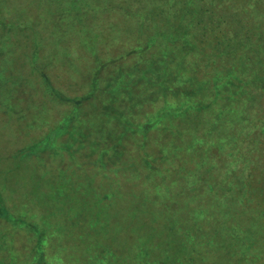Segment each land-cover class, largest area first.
I'll list each match as a JSON object with an SVG mask.
<instances>
[{
    "label": "rangeland",
    "instance_id": "374dc122",
    "mask_svg": "<svg viewBox=\"0 0 264 264\" xmlns=\"http://www.w3.org/2000/svg\"><path fill=\"white\" fill-rule=\"evenodd\" d=\"M105 1L0 0V264H264V202L241 204L264 187L263 173L245 184L246 161L264 171L258 84L256 97L222 93L229 73L215 88L198 52L173 47L184 30L167 16L153 47L151 0ZM146 18L148 46L145 36L132 44ZM236 32L248 45L231 46L226 67L263 82L264 33ZM97 79L112 87L107 99L93 95ZM92 242L100 252L77 245Z\"/></svg>",
    "mask_w": 264,
    "mask_h": 264
},
{
    "label": "trees",
    "instance_id": "16d2710c",
    "mask_svg": "<svg viewBox=\"0 0 264 264\" xmlns=\"http://www.w3.org/2000/svg\"><path fill=\"white\" fill-rule=\"evenodd\" d=\"M110 2L115 3L117 5L122 4L118 0H106L104 3L105 7L108 4H110ZM139 2L140 0H129V4L132 6L138 5ZM246 3L250 6L248 10H246L247 9L245 5ZM151 5L154 9L152 12L154 13L153 14L154 23L152 27L155 28L157 31L156 34L154 35L153 40H155L156 43H153V47L155 44L157 45V42L160 43V40H159L160 32H163V30L161 29L164 26V22H160L159 20L163 16H167L169 18L167 22L169 29L174 28L176 30L178 26L180 25L182 26L184 30V32L181 33V35L172 33L173 34L172 39L174 38L182 39L181 44L174 45L173 47L180 46L179 49H182V53L185 55L190 54L192 49H193L192 53L198 52V57H200L201 59L200 64H199V69L202 71V73L206 72L207 77H212V79H210L209 82H213L215 88L222 86V83H223L222 81L223 80L225 81V74L229 73V78H228L229 80L227 81L226 84L223 85L222 93L232 91L231 93H233V96L234 95H237V96L239 95L240 97L244 95L255 96L253 93L257 91V84H258L260 92L257 93L258 97L256 99L260 102V104H263L262 100L264 97L263 96L264 95V81L257 82L255 84H247L243 80L242 76L239 74V73H242L244 70L241 71L235 65L231 67L228 66L227 68L225 63H227L230 59H232L233 55L234 56L236 55V53L233 54L230 52L231 46H234V44H238V48L241 51L247 48L248 43L245 44L242 41H240L239 36L241 35H238L236 31L244 35L245 28L253 26L254 29L258 30V32L264 33V0H256L255 2H251V0H151ZM159 5L163 6V8L162 9L158 8ZM238 6L240 7L244 6V8L241 7L243 11L239 12ZM3 10H4V13L3 14L0 13V26L4 28H8L7 20L6 18H4V16L6 12L7 13L9 12V9L5 7V9ZM178 11H180L181 13V19L179 23H176V18L178 17L177 16ZM45 12H50V10H46ZM105 13L109 15L113 14L109 12H105ZM122 15L128 19L131 16H133L131 14H126V13ZM238 16H240V18ZM15 18L21 19L20 17L18 18L17 15L15 16ZM165 18L166 17H164V19ZM37 23L38 22H36V24ZM57 23L61 27V31L59 33H65L66 31L70 30V26L66 24L64 21H58ZM19 25H21L20 20L18 21V24L16 27H18ZM146 25H149V19L147 18L136 20L133 26L130 25V27L132 26L134 28L130 32L132 36V41H131L132 44L135 42L134 39H140L141 37L145 36L143 32V28L146 27ZM72 28H73V25H72ZM20 29H22V25L20 26ZM7 31H11V29ZM22 32L24 31L22 30L21 33H19V31L15 30L13 32V36L25 37ZM145 39H146V36H145ZM145 42H146L145 43L146 46H148L147 39ZM127 53L131 54L130 52H127ZM258 53L260 54V58L262 59V61L260 62L264 63V46H261L260 51ZM112 61H113V58H112ZM154 61L155 60L148 59V65L150 66L152 62ZM104 63L105 61L98 60V64L95 67L97 69L94 70L92 74L94 75V77L99 76L98 67L99 65L102 66ZM166 66H167V63H166ZM205 67H207V69ZM122 74H124L123 70L117 74V76H119V79L121 78ZM211 74H214V76H211ZM185 78L188 79L187 77ZM111 79L112 80L116 79V73L113 75V78ZM173 79H175V77ZM186 79L182 81L178 79L177 83L185 84V81H187ZM99 81L100 79H97L96 82L94 83L93 95H94V92H96L98 95L100 94L99 92H103L105 95L104 98L107 99L108 94L111 93L112 87H108V88L104 87L103 89V87L99 85ZM189 81L191 82L192 80L190 79ZM241 82H244V83H241ZM120 83H122V81ZM207 83H208V80L205 81L201 85V87L197 90H195L194 87L189 85L190 86L189 93L187 92L186 97L187 98L189 97L192 99L193 94L197 96L199 93L202 92V90L207 88L205 87V86H208ZM188 84L189 82H186V85ZM192 84L193 83L191 82V85ZM208 89L210 88L208 87L207 90ZM170 90L172 89L170 88ZM180 91H179V88L178 89L174 88L173 95L180 93ZM183 92L186 93L185 91ZM218 93L219 92L216 91V94ZM16 100L18 101L19 99L16 98ZM194 104L196 103L194 102ZM76 105L79 107L80 106L79 102L76 103ZM12 116H14L13 113H11V116L7 117V119H9ZM151 128H152V124H149V123L142 124V131L145 134H148ZM50 136H51V133L48 135L47 138H50ZM42 140L43 139L38 141V143H40ZM31 157L32 156H28L25 159V161L29 160ZM240 163H244V162H240ZM246 165L250 167L248 170V175H247L248 177L247 183H245L247 184V187H249L252 184V179H253L252 177H254L255 175H259L261 173L264 174V171L259 170L255 162L252 164L246 161ZM248 166L246 167L247 169H248ZM251 188L252 187L247 189V191H249V193H247L248 195H245L243 197L244 202L241 203L243 206H247V205L251 206L258 199L260 201L263 200L262 202H264V187L263 189H260L258 191L255 190L254 192L250 191ZM262 216H264V212ZM77 245L78 246L91 245L92 248L90 246H85L86 248L84 249V252L86 253L87 251H97V252L101 251L98 242H92V243H86V244L81 243ZM173 258L176 259L177 261L180 260V258H177V257H173ZM177 263L178 262H173V264H177ZM97 264H105V263L97 262ZM138 264H143V263L138 262ZM150 264H167V262L159 260L158 262L153 261Z\"/></svg>",
    "mask_w": 264,
    "mask_h": 264
}]
</instances>
